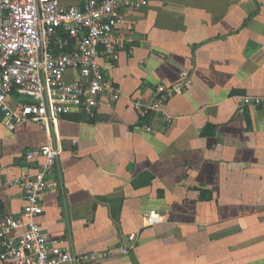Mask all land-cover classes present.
I'll return each mask as SVG.
<instances>
[{
  "label": "crops",
  "instance_id": "0c3cea01",
  "mask_svg": "<svg viewBox=\"0 0 264 264\" xmlns=\"http://www.w3.org/2000/svg\"><path fill=\"white\" fill-rule=\"evenodd\" d=\"M121 32L117 62L100 59L116 97L91 116L0 122V215L21 212L22 188L7 182L37 171L43 158L26 153L51 143L59 155L37 222L74 255L264 264V106L237 110L240 97L264 96V0H148L125 10ZM177 83L140 115L157 86ZM151 210L160 220L144 224Z\"/></svg>",
  "mask_w": 264,
  "mask_h": 264
},
{
  "label": "built area",
  "instance_id": "2783aa9c",
  "mask_svg": "<svg viewBox=\"0 0 264 264\" xmlns=\"http://www.w3.org/2000/svg\"><path fill=\"white\" fill-rule=\"evenodd\" d=\"M147 4L148 0H83L81 6H64L58 0H0L2 125L13 131L29 120L47 128L72 108L91 116L102 97L115 98L100 59L117 62L125 49L121 32L125 10ZM68 71L74 74L72 80L66 78ZM181 88L179 83L160 84L153 103L139 108L140 115L159 108L167 95ZM259 106H264V96H242L237 110ZM58 155L59 148L51 143L29 150L27 159L41 157L43 163L33 174L7 182L21 186L24 205L18 215H0L4 264H97L110 253L76 256L37 222L48 187L46 178ZM143 220L152 225L160 217L151 210Z\"/></svg>",
  "mask_w": 264,
  "mask_h": 264
},
{
  "label": "water",
  "instance_id": "95a60500",
  "mask_svg": "<svg viewBox=\"0 0 264 264\" xmlns=\"http://www.w3.org/2000/svg\"><path fill=\"white\" fill-rule=\"evenodd\" d=\"M94 108L92 109V113L94 112ZM123 240L125 241V244H126V246H127V248H129L132 244H133V241L134 240H132V239H128V238H123ZM126 241H127V243H126ZM129 258H130V260H131V262H132V264H136V260H135V257H134V254H133V252L131 251L130 253H129ZM0 264H4L2 261H1V259H0Z\"/></svg>",
  "mask_w": 264,
  "mask_h": 264
}]
</instances>
